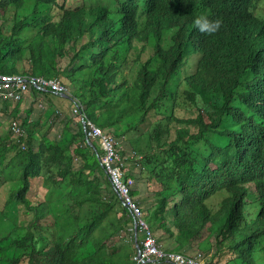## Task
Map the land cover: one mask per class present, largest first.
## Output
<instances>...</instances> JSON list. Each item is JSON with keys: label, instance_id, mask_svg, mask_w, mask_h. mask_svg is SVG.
Listing matches in <instances>:
<instances>
[{"label": "trees", "instance_id": "trees-1", "mask_svg": "<svg viewBox=\"0 0 264 264\" xmlns=\"http://www.w3.org/2000/svg\"><path fill=\"white\" fill-rule=\"evenodd\" d=\"M263 2L0 0V74L70 93L32 86L47 103L21 138L24 99L0 101V264H132L133 218L72 99L116 140L158 244L264 264Z\"/></svg>", "mask_w": 264, "mask_h": 264}, {"label": "built area", "instance_id": "built-area-1", "mask_svg": "<svg viewBox=\"0 0 264 264\" xmlns=\"http://www.w3.org/2000/svg\"><path fill=\"white\" fill-rule=\"evenodd\" d=\"M32 86L41 91L48 90L59 96L70 95L68 89L58 78L46 79L0 74V101L19 102L30 92ZM71 102V115L79 116L86 143L95 140L99 142L102 150L101 163L109 175L113 189L133 218L131 231L134 234L132 242L135 245V253L132 264H204L205 259L200 252L185 256L181 253L169 252L156 242L153 232L143 219L141 208L129 196V187L133 185V180L125 181L126 159H123L117 152L116 140L87 119L76 99H72ZM11 130L18 138L25 136V131L18 121L12 123Z\"/></svg>", "mask_w": 264, "mask_h": 264}, {"label": "rangeland", "instance_id": "rangeland-1", "mask_svg": "<svg viewBox=\"0 0 264 264\" xmlns=\"http://www.w3.org/2000/svg\"><path fill=\"white\" fill-rule=\"evenodd\" d=\"M257 15L259 17H264V2L263 3H259L257 5ZM47 101L45 100V98H43V96H39L36 100H34L29 93L26 94V96L24 97V100L22 102V104L19 106V114H18V119L17 121L20 123V121L22 119H24L25 117H29L31 119L37 118V116L40 115L41 111L44 109V107L46 106ZM57 103V102H56ZM70 105V100L69 99H65V100H59L57 103V106L60 110L64 111V108L66 106ZM2 107L1 103H0V108ZM2 109V108H1ZM66 110V109H65ZM67 112L69 115L71 112V106H68ZM2 112H0V118H2L3 120H7L8 115H1ZM72 127H76L75 122L73 121L72 123ZM62 129V124H56L55 126V132H59ZM54 132V131H53ZM53 133H51L49 135V138H52ZM130 160L126 161L129 162ZM126 169L129 166V164H126ZM144 187H141V190H143ZM4 197L1 196L0 197V204L3 202ZM124 237L128 238L125 234H123ZM129 240V239H128ZM130 241V240H129ZM131 242V241H130ZM162 246V245H161ZM163 247V246H162Z\"/></svg>", "mask_w": 264, "mask_h": 264}, {"label": "water", "instance_id": "water-1", "mask_svg": "<svg viewBox=\"0 0 264 264\" xmlns=\"http://www.w3.org/2000/svg\"><path fill=\"white\" fill-rule=\"evenodd\" d=\"M62 97H64V98H68V96H66V95H63ZM89 144H90V142H89Z\"/></svg>", "mask_w": 264, "mask_h": 264}, {"label": "clouds", "instance_id": "clouds-1", "mask_svg": "<svg viewBox=\"0 0 264 264\" xmlns=\"http://www.w3.org/2000/svg\"><path fill=\"white\" fill-rule=\"evenodd\" d=\"M63 96V95H62ZM67 96V95H66Z\"/></svg>", "mask_w": 264, "mask_h": 264}, {"label": "crops", "instance_id": "crops-1", "mask_svg": "<svg viewBox=\"0 0 264 264\" xmlns=\"http://www.w3.org/2000/svg\"><path fill=\"white\" fill-rule=\"evenodd\" d=\"M19 112V111H18ZM19 114V113H18Z\"/></svg>", "mask_w": 264, "mask_h": 264}]
</instances>
